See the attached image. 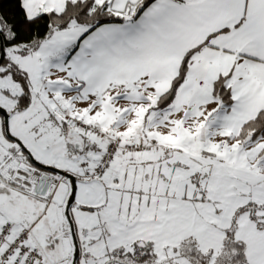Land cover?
<instances>
[{
    "label": "snow or ice",
    "instance_id": "6c2138e0",
    "mask_svg": "<svg viewBox=\"0 0 264 264\" xmlns=\"http://www.w3.org/2000/svg\"><path fill=\"white\" fill-rule=\"evenodd\" d=\"M0 264H264V0H0Z\"/></svg>",
    "mask_w": 264,
    "mask_h": 264
}]
</instances>
